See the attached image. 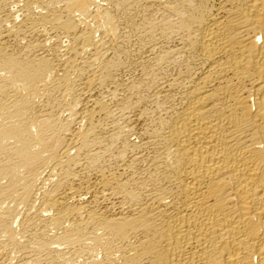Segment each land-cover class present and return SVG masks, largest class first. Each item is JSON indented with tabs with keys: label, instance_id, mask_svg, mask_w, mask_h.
Instances as JSON below:
<instances>
[{
	"label": "bare ground",
	"instance_id": "1",
	"mask_svg": "<svg viewBox=\"0 0 264 264\" xmlns=\"http://www.w3.org/2000/svg\"><path fill=\"white\" fill-rule=\"evenodd\" d=\"M75 260L264 264V0H0V264Z\"/></svg>",
	"mask_w": 264,
	"mask_h": 264
},
{
	"label": "rangeland",
	"instance_id": "2",
	"mask_svg": "<svg viewBox=\"0 0 264 264\" xmlns=\"http://www.w3.org/2000/svg\"><path fill=\"white\" fill-rule=\"evenodd\" d=\"M124 57H125V56H124ZM128 58H129V60H128ZM125 61H127L128 64H130V63L132 62V58H130V57L127 56V58L125 59ZM132 67H133V66H132ZM133 71H134V69H132L131 71L128 70L126 74H128L129 76L125 74V75H126L125 78H126V77L128 78V77L132 76V75H133V74H132ZM129 72H130V73L132 72V73L129 74ZM82 263H83L82 260H79V262H78V260H77V261L75 260V264H82ZM73 264H74V263H73Z\"/></svg>",
	"mask_w": 264,
	"mask_h": 264
}]
</instances>
